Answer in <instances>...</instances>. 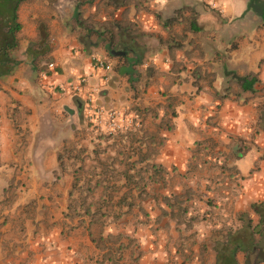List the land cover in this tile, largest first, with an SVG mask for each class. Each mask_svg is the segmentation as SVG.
Here are the masks:
<instances>
[{"label": "crops", "instance_id": "1", "mask_svg": "<svg viewBox=\"0 0 264 264\" xmlns=\"http://www.w3.org/2000/svg\"><path fill=\"white\" fill-rule=\"evenodd\" d=\"M212 1L18 4L0 264L259 263L224 248L264 203V19ZM88 105L122 127L87 123Z\"/></svg>", "mask_w": 264, "mask_h": 264}, {"label": "trees", "instance_id": "2", "mask_svg": "<svg viewBox=\"0 0 264 264\" xmlns=\"http://www.w3.org/2000/svg\"><path fill=\"white\" fill-rule=\"evenodd\" d=\"M22 0H0V77L12 72L17 65L13 51L17 48L16 33L21 25L17 22L16 9ZM247 8L256 13L261 19H264V0H247ZM253 211L260 216V222L264 220V203L251 204ZM261 226V224L259 225ZM248 230L240 232L232 238L225 249V255L229 261L236 250L256 255L257 242L254 240L253 233L260 229L249 230L250 225L246 224Z\"/></svg>", "mask_w": 264, "mask_h": 264}, {"label": "built area", "instance_id": "3", "mask_svg": "<svg viewBox=\"0 0 264 264\" xmlns=\"http://www.w3.org/2000/svg\"><path fill=\"white\" fill-rule=\"evenodd\" d=\"M209 8H215V3L212 0H202ZM98 66H102L100 60H96ZM52 64L49 63L48 67H51ZM81 81V80H80ZM85 119L87 123L95 124L98 127H102L107 134H113L115 131L120 129L124 123V118L122 114L115 109L103 111L99 108H90L88 105L86 107ZM126 122H130L129 119H126ZM258 264H264V261L259 262Z\"/></svg>", "mask_w": 264, "mask_h": 264}, {"label": "rangeland", "instance_id": "4", "mask_svg": "<svg viewBox=\"0 0 264 264\" xmlns=\"http://www.w3.org/2000/svg\"><path fill=\"white\" fill-rule=\"evenodd\" d=\"M252 214H253L252 218H248L244 214V219H245V221L250 222V225H254L255 229L256 228L260 229V231L258 233L255 232V240L257 242V245H261L264 247V220L262 222H260L259 215L257 213H252ZM260 224H261V226H259Z\"/></svg>", "mask_w": 264, "mask_h": 264}, {"label": "water", "instance_id": "5", "mask_svg": "<svg viewBox=\"0 0 264 264\" xmlns=\"http://www.w3.org/2000/svg\"><path fill=\"white\" fill-rule=\"evenodd\" d=\"M255 259H256V262L264 261V247L263 246L257 245Z\"/></svg>", "mask_w": 264, "mask_h": 264}]
</instances>
